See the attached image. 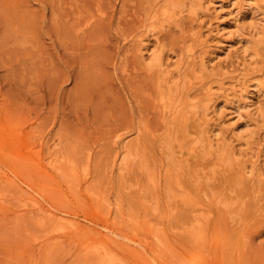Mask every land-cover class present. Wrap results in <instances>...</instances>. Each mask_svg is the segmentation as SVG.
Segmentation results:
<instances>
[{
  "label": "rangeland",
  "instance_id": "obj_1",
  "mask_svg": "<svg viewBox=\"0 0 264 264\" xmlns=\"http://www.w3.org/2000/svg\"><path fill=\"white\" fill-rule=\"evenodd\" d=\"M213 1L0 0V264H264V0Z\"/></svg>",
  "mask_w": 264,
  "mask_h": 264
},
{
  "label": "bare ground",
  "instance_id": "obj_2",
  "mask_svg": "<svg viewBox=\"0 0 264 264\" xmlns=\"http://www.w3.org/2000/svg\"><path fill=\"white\" fill-rule=\"evenodd\" d=\"M222 1L221 0H219L218 1V3H221ZM215 3H216V1H213V0H208V2L206 3V4H208V7H212V13H214V19H215V22H216V26H215V28H214V30H213V27L212 28H209V32L207 33V35H209V33L210 34H214L213 36L214 37H217V38H221L223 35H224V33H223V28L221 27V24L219 23V20L221 19V14H220V10L222 9V6L220 5V6H216L215 5ZM232 3V2H231ZM251 3V2H250ZM249 2H247L246 0H236V3H233V4H236V5H238V6H252L253 4H250ZM205 4V5H206ZM256 4V3H255ZM232 5V4H231ZM257 6V5H256ZM208 7H206L205 9H207L206 11H208L209 12V9H208ZM236 7V6H235ZM258 7V6H257ZM243 8H246V7H243ZM242 8V9H243ZM237 10V9H236ZM207 15V14H206ZM212 16V15H211ZM213 19V20H214ZM196 21V20H195ZM199 35V34H198ZM211 35V36H212ZM197 37V36H196ZM199 37V36H198ZM211 38V37H210ZM209 38V39H210ZM213 38V37H212ZM219 40V39H218ZM209 41L205 38L203 41H202V45H206L205 47H207V43H208ZM218 43H221V41L219 40L218 41ZM255 43H256V41H255ZM204 47V46H203ZM247 47V46H246ZM210 48V47H209ZM206 53V52H205ZM213 53V52H212ZM211 55V54H210ZM206 56V55H205ZM204 56V53H202V55L199 57V61H200V65L202 66V68L205 70V69H207V67H208V65H207V63H209V61H207V59H206V57ZM245 70V69H244ZM239 75V74H238ZM244 81V80H243ZM169 82V81H168ZM245 83V82H244ZM262 83H264V82H262ZM238 84H240V83H238ZM237 84V85H238ZM256 84L257 85H260L261 84V82L259 83L258 81L256 82ZM236 85V86H237ZM244 85V84H243ZM235 85H231V87L230 88H228V89H225L224 91H226V92H229L230 91V93H226L225 94V98H227V97H229V96H231L230 94H232V93H234V92H236V93H238L237 91H244V89L246 90V89H250L251 87V85H249V86H247V85H245L244 87H241V88H239L237 91H236V89L238 88V87H240L239 85H238V87H236ZM255 85H253L252 86V88L254 87ZM259 91V90H258ZM258 93V92H257ZM237 95V94H236ZM236 102V101H235ZM166 105V104H165ZM212 113H216V106L214 105V107H213V112ZM215 117V116H214ZM219 119V118H218ZM215 121V120H214ZM211 124V123H210ZM209 127V126H208ZM223 128V127H222ZM221 129V128H220ZM242 132V131H241ZM254 133V132H253ZM255 137V136H254ZM238 141V140H237ZM248 144H249V142H248ZM262 145V144H261ZM249 148V147H248ZM195 243V242H194ZM106 259H108V258H106ZM109 262V261H108Z\"/></svg>",
  "mask_w": 264,
  "mask_h": 264
}]
</instances>
